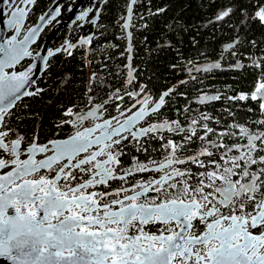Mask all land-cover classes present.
Instances as JSON below:
<instances>
[{
  "label": "snow or ice",
  "instance_id": "obj_1",
  "mask_svg": "<svg viewBox=\"0 0 264 264\" xmlns=\"http://www.w3.org/2000/svg\"><path fill=\"white\" fill-rule=\"evenodd\" d=\"M5 2L12 8L5 23L15 35L0 43V257L12 264H264V118L240 123L225 109L233 117L229 124L223 114L214 117L200 112L193 117L189 115L192 108L186 106L175 109L184 120L148 123L163 115L161 109L173 96L187 98V94L169 88L157 98L147 85H139V91L125 88L123 95L117 89L101 104H94L89 95L88 103L93 106L87 111L68 108L64 115L72 119L62 120L57 127L69 124L74 135L39 144L34 134L27 158L21 159L25 137L9 139L16 133L7 118L15 115L13 109L22 98L43 95L44 90L36 87L38 80L51 72L58 54L70 56L77 45L65 40L43 55L35 53V62L29 61L25 67L22 61L33 57L29 45L41 29L30 28L28 35L20 37L25 18L33 11L27 6L38 0ZM107 2L94 0L86 6L76 15V26L87 18L97 28L104 27L97 24L103 14L97 4ZM137 3L130 0L127 5L122 29L134 26L133 6ZM165 11L159 8L151 13L149 9L152 16ZM60 14L58 5L46 14L47 22ZM3 15L0 8V17ZM215 20L235 25L236 39L220 53L223 58L231 49L229 55L234 56L239 52V30L251 32L253 24L264 28V0H228ZM168 29L176 34L174 25ZM94 38L88 36L79 43L91 45ZM127 38L131 41V32ZM250 43L257 47L255 40ZM188 64L181 71H187L193 82H199L193 73L221 68L219 62L197 67L190 60ZM18 65L25 70L17 69ZM252 66L258 70V79L250 94H202L195 102L252 101L258 109L246 111L264 117V56L252 58ZM95 76L90 73L89 93ZM135 79L129 68L127 85L135 86ZM125 96L134 102L123 111L120 104L109 102L124 101ZM110 107L119 116L109 113L110 118H104ZM86 122L93 126L84 127ZM213 122L223 130L217 132L210 126ZM130 139L137 141L138 153L151 157L152 152L161 151L163 160L141 161L133 156L126 167L123 157L129 153L124 149ZM152 141L159 142V149L151 147ZM7 153L11 155L6 158ZM37 153L44 158L36 159ZM138 174L152 178L137 181ZM114 182L119 187L113 189ZM98 186L103 190H97ZM8 209L15 214L9 215Z\"/></svg>",
  "mask_w": 264,
  "mask_h": 264
},
{
  "label": "trees",
  "instance_id": "obj_2",
  "mask_svg": "<svg viewBox=\"0 0 264 264\" xmlns=\"http://www.w3.org/2000/svg\"><path fill=\"white\" fill-rule=\"evenodd\" d=\"M49 1L38 0L36 10L45 9ZM127 3L128 0H109L104 4L100 21L104 27L98 29L97 45L93 51L86 54L82 50H75L70 56L58 54L55 57L51 72L44 74L40 79L43 95L23 98L13 109L15 115L7 118L9 126L15 130L16 134L13 136L23 135V142L29 141L35 133L42 141L65 137L70 133L71 125L64 124L59 128L57 125L68 118L64 115L68 108L75 112L81 107L89 106V95L94 97L95 102L113 88L124 89L123 86H127L128 91H139V85H147L151 93L158 96L163 90L184 78L187 83L176 84L174 88L177 93H186L187 98L173 96L168 105L161 109L163 115L159 118L184 120V116L179 115L175 109H183L186 106L192 108L189 115L193 117L200 112L214 117L223 114L224 120L229 124L233 122V117L228 116L225 109H230L240 123L264 118L260 117L258 112L246 111V108L258 109V105L252 101L228 102L222 99L207 101L204 105L195 102L202 94L234 97L240 93L250 94L254 90L258 70L252 66V58L264 56V28L253 24L251 32L239 30V52L234 56L229 55V49L224 52V57L219 62L220 53L237 37V32L233 30L235 25L231 21L225 24L215 20L217 12L228 0H151L150 3L149 0H138L133 7L134 26H131L132 67L136 79L135 86L127 85V71L124 67L127 52L120 25V15H125ZM159 8L166 11L152 16L151 13ZM141 16L144 19H141ZM34 18L35 12L32 14V20ZM233 20H236V17ZM168 25L175 26V35L169 31ZM181 28L184 30L180 31ZM253 40L257 42L255 48L250 43ZM108 43L114 44V47L106 48ZM120 52L123 54L116 57ZM237 59L244 67H235L234 62ZM190 60L198 64L197 67L219 62L221 68L210 73H193L199 81L193 82L187 71H181L188 68ZM172 65L176 67L173 68ZM93 72L96 73L91 82L93 92L89 93V76ZM129 100L125 96L123 102ZM184 126L187 127V123ZM210 126L217 128V132L223 130L214 122ZM164 134L170 135L166 131ZM130 142L137 143L131 140ZM134 143H128L124 149L129 153L123 157L125 166L131 165L133 156H138L140 160H156L163 154L161 151H155L151 153V157L142 155L135 150ZM151 147L159 149V142L152 141ZM189 167L193 171L196 170L195 165Z\"/></svg>",
  "mask_w": 264,
  "mask_h": 264
},
{
  "label": "flooded vegetation",
  "instance_id": "obj_3",
  "mask_svg": "<svg viewBox=\"0 0 264 264\" xmlns=\"http://www.w3.org/2000/svg\"><path fill=\"white\" fill-rule=\"evenodd\" d=\"M53 0L49 1V4L45 7V9L50 5V3ZM109 1V0H108ZM94 2V0H62L61 3H59V6L61 8V15L59 17H57L56 20L52 21V23H48L45 26V29H43V31L40 33V35L38 36L37 40H35V42L33 44H31L29 50H34L35 52H39L40 50H42V43H43V38L45 36V34L49 31L50 27H52L55 23H60V22H65V24L62 26H60L57 30H54L53 35L48 43V49H56L61 47V45L64 44L65 40H70V42L72 44L77 45V48H73L71 49V51H75V50H82L84 51L86 54L93 51L95 48L94 46L97 45V38H98V29L96 27V25H93L91 23L88 22L87 18L84 21H80L79 24L80 26L77 27L76 24L74 23L75 17L77 15V13H79L80 11H82L86 6L91 5ZM30 9H33V11L30 13V15L28 17L25 18V27L23 28L22 32L25 31L28 27H30L31 25H33L38 16L43 13V11L45 9H43L42 11H37L36 10V4L35 5H28L27 6ZM72 8V11H69V8ZM97 7H101L102 8V13L104 10V3H100L97 4ZM35 12V18L32 20V14ZM93 16V18H95V14H91ZM124 17V14L123 16ZM102 19V15L100 16V19L97 21V24H100V21ZM122 22L123 19L120 18V25L122 26ZM122 29V27H121ZM124 32V29H122ZM10 34V32H8L6 35L8 36ZM125 35V32H124ZM88 36H94L95 38L93 39V42L91 45H80V40L82 38L88 37ZM103 44V43H102ZM222 60L221 56L219 58V62ZM31 61V59H26L24 60L22 63L25 64V66L28 64V62ZM239 62V60L237 59L234 64H237ZM196 66H198V64H195ZM225 66V65H224ZM187 67H190V65L188 64ZM17 69H22L20 68V66H17ZM16 70V69H15ZM44 75V74H43ZM42 75V76H43ZM194 75V74H193ZM41 76V77H42ZM190 76V75H189ZM41 79V78H40ZM38 80L37 82V87H41L43 89V86L41 85V80ZM127 87V86H126ZM125 86H123L124 89L121 88H113L111 90H108L107 93L101 97L100 99L96 100L94 103H103L104 100H107L110 96H112L115 91L117 89H120V94L123 95L124 90L126 88ZM157 97V96H156ZM25 98V97H24ZM125 100V98H124ZM110 103H115V104H120L121 105V110H123L125 107H128L129 105H131L134 101L132 102H123V101H119V100H115V101H109ZM90 106V104H89ZM89 106L86 107H81L80 109H78L75 112H80V111H85L86 109L89 108ZM109 113H111V115H118V111L116 110L115 107H110L108 109V112H105L106 115H109ZM72 118V117H71ZM164 120H168L165 118H157V117H153V119L151 121H148V123H159L162 122ZM141 123H144L143 121ZM166 130H164L165 132ZM36 135V133H35ZM13 136V135H11ZM34 136V135H33ZM37 136V135H36ZM144 139V138H140ZM33 140V137L29 140V141H25V142H31ZM47 140V139H46ZM131 140V139H130ZM45 141V140H43ZM42 140H39L37 137V142H43ZM7 158V156H6ZM164 158V154L161 155L160 158L156 159L157 161H161ZM181 158H185L184 156H181ZM141 161H145V160H141ZM151 166V165H150ZM128 167V166H126ZM178 167H182V166H178ZM47 173V172H44ZM143 177V179H151L152 176L148 175V174H138L136 177V180L139 181L141 180V178ZM116 187H119V184L117 183H113V189H115ZM97 190H103V186H98ZM112 190V189H110Z\"/></svg>",
  "mask_w": 264,
  "mask_h": 264
},
{
  "label": "water",
  "instance_id": "obj_4",
  "mask_svg": "<svg viewBox=\"0 0 264 264\" xmlns=\"http://www.w3.org/2000/svg\"><path fill=\"white\" fill-rule=\"evenodd\" d=\"M61 1L62 0H53L51 3H50V5L43 11V13H41L39 16H38V18H37V20H36V22L33 24V25H31L30 27H28L25 31H23L22 32V34H21V37L20 38H23V36L24 35H28V29H30V28H40L41 29V31L37 34V36H36V38H35V40H37V38H38V36L40 35V33L43 31V29H45V26L48 24V19H49V17L48 16H46V14L47 13H50V12H52V10L53 9H55L58 5H59V3H61ZM130 3V0H128V3H127V5ZM31 6V5H30ZM134 7V6H133ZM0 8H2L3 9V11H4V15L2 16V17H0V43H2L3 42V39H8V38H10V36L11 35H15V32L11 29V28H9L8 26H7V24L5 23L6 21H7V19L9 18V16H8V13H10L11 11H12V8L11 7H9V4L7 3V2H5V0H0ZM42 15H45V20H40V17L42 16ZM61 15V14H60ZM126 15H127V6H126V10H125V15H124V17H126ZM124 19H123V22H122V25L124 24ZM62 24L64 25L65 24V22L63 21V22H60V23H55L52 27H50V29H49V31L45 34V36H44V38H43V43H42V50H40L39 52H35V53H41L42 55L45 53V50L46 49H48V43H49V41H50V39H51V37H52V35H53V32H54V30H57L60 26H62ZM24 25H25V20H24ZM23 30V29H22ZM8 32H10V34L7 36L6 34L8 33ZM124 32H125V51L127 52V54H126V61H125V63H124V67L126 68V71H127V78H128V72H129V68H131L132 70H133V72L135 71L134 70V68L132 67V56H133V45H132V39H131V41H129V39L127 38V35H128V33L129 32H131L132 33V31H131V26L129 27V28H127V29H124ZM33 44V43H32ZM30 46H31V44L29 45V48H30ZM129 47H131V49H132V51L131 52H129V51H127V49L129 48ZM35 53L33 54V57H25V60L26 59H31V61H33V62H35ZM23 62V61H22ZM25 67H27V65L25 66ZM13 70H15V69H13ZM23 70H25L24 68H22V69H20V71H23ZM187 79L186 78H184V79H181V80H179V81H177L175 84H173V85H171V86H169L167 89H169V88H174V86L176 85V84H179L180 83V81H186ZM127 82V81H126ZM36 87H37V85H36ZM39 88H41V87H39ZM42 89V88H41ZM167 89H165V90H167ZM165 90H163V91H165ZM162 91V92H163ZM162 92L160 93V94H162ZM159 94V95H160ZM159 95L157 96V98L159 97ZM23 99V98H22ZM94 104H100V103H94ZM132 105V104H131ZM131 105H129L128 107H131ZM93 106V104H91V106L89 107V108H91ZM88 108V109H89ZM88 109H86L85 111H87ZM124 110V109H123ZM123 110H121V111H123ZM131 113H125V115H130ZM112 116H119V113H118V115L117 114H115V115H112ZM104 118H110V116L109 115H106L105 113H104ZM120 118V120L121 121H123V119H124V117H122V116H120L119 117ZM72 119V118H71ZM99 122H101V121H96V123H99ZM113 123H114V125H115V121H113ZM141 123V122H140ZM91 126H93V124L91 123V122H86L85 124H84V127H91ZM146 126V125H145ZM139 127V124L137 125V128ZM71 135H74V129L72 128V130H71V132L67 135V136H65V137H54V138H49V139H47V140H45V141H43V142H40L39 144H45V143H47L49 140H52V139H61V140H63V139H67L69 136H71ZM125 135H127L126 133H125ZM17 137H11V138H9V139H16ZM32 142V141H31ZM31 142H23L22 141V144H21V150H22V155H21V159H25V158H27V151H26V149H27V147L31 144ZM38 143V142H37ZM91 151V150H90ZM11 154L10 153H7L6 154V156L8 157V156H10ZM42 158H44V154H41V153H37L36 154V159H42ZM151 167V166H150ZM3 170H0V172H2ZM41 172H47V170H41ZM8 214L9 215H14L15 214V212H14V210L13 209H8ZM202 230H203V228H202ZM201 230V231H202ZM0 264H12V262L11 261H9L6 257H0Z\"/></svg>",
  "mask_w": 264,
  "mask_h": 264
},
{
  "label": "rangeland",
  "instance_id": "obj_5",
  "mask_svg": "<svg viewBox=\"0 0 264 264\" xmlns=\"http://www.w3.org/2000/svg\"><path fill=\"white\" fill-rule=\"evenodd\" d=\"M122 16H123V14L120 15V18H121V19H122ZM122 33H123V37H124V41H125V35H124V32H122ZM111 45H112V46H111ZM113 45H114V44H112V43H108V45L106 46V48L114 47ZM122 54H123V53L120 52V53H118V54L116 55V57H117V56H121ZM132 101H133V100H129V103L132 102ZM67 119H71V117H68ZM72 128H73V127L71 126V130H72ZM71 130H70V131H71ZM11 137H16V136H10V138H11ZM131 141H132V140H131ZM129 143H134V142H130V141H129ZM134 144H136V143H134ZM161 153H162V152H161ZM163 154H164V153H163ZM145 161H146V160H145Z\"/></svg>",
  "mask_w": 264,
  "mask_h": 264
},
{
  "label": "built area",
  "instance_id": "obj_6",
  "mask_svg": "<svg viewBox=\"0 0 264 264\" xmlns=\"http://www.w3.org/2000/svg\"><path fill=\"white\" fill-rule=\"evenodd\" d=\"M154 230V229H153Z\"/></svg>",
  "mask_w": 264,
  "mask_h": 264
}]
</instances>
